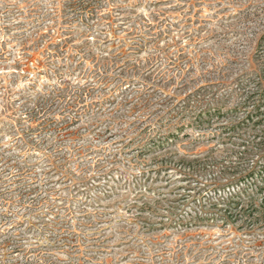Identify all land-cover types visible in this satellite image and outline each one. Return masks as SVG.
Segmentation results:
<instances>
[{
	"label": "rangeland",
	"instance_id": "1",
	"mask_svg": "<svg viewBox=\"0 0 264 264\" xmlns=\"http://www.w3.org/2000/svg\"><path fill=\"white\" fill-rule=\"evenodd\" d=\"M251 97L264 0H0V264H264Z\"/></svg>",
	"mask_w": 264,
	"mask_h": 264
},
{
	"label": "trees",
	"instance_id": "2",
	"mask_svg": "<svg viewBox=\"0 0 264 264\" xmlns=\"http://www.w3.org/2000/svg\"><path fill=\"white\" fill-rule=\"evenodd\" d=\"M252 98V99H251ZM247 98V101L244 102L245 107L252 106V109L246 111V115L244 117V123H249L250 121H253V126L256 128L257 125L263 124L264 123V100L259 99V98ZM263 100V102H261ZM256 117V119H255ZM255 120V121H254ZM234 123L231 124V128H235ZM256 130V129H255ZM264 133V132H263ZM245 153L244 157H249V155L254 154L256 152V148L258 149L259 152L263 153L264 156V134L260 139H257V137L254 135L253 139H247L245 140ZM263 188H260V192H263ZM258 210H261V217L264 218V195H262L261 198V204L257 208Z\"/></svg>",
	"mask_w": 264,
	"mask_h": 264
}]
</instances>
